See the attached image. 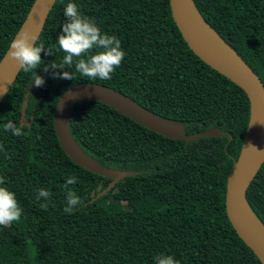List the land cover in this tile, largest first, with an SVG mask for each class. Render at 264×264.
<instances>
[{
  "label": "trees",
  "instance_id": "16d2710c",
  "mask_svg": "<svg viewBox=\"0 0 264 264\" xmlns=\"http://www.w3.org/2000/svg\"><path fill=\"white\" fill-rule=\"evenodd\" d=\"M34 0H0V59ZM75 2L103 32L121 41L126 56L111 80L75 73L54 78L45 66L65 53L57 38ZM205 21L264 85V0H194ZM37 42L46 46L37 74L20 70L0 102V176L23 210L19 221L0 226V264H155L159 254L180 264H261L239 238L225 209L229 174L238 160L250 119L245 92L198 58L173 21L169 0H56ZM47 48L52 50L48 54ZM58 71H63L59 69ZM92 82L115 89L150 111L179 122L186 135L217 129L223 134L186 142L138 124L98 100L77 101L69 129L79 148L98 165L130 171L120 180L91 172L62 149L53 126L59 97ZM28 92L26 134L19 125ZM84 203L71 214L64 184ZM44 188L50 201L38 202ZM264 227V163L246 191ZM39 203H48L41 209Z\"/></svg>",
  "mask_w": 264,
  "mask_h": 264
},
{
  "label": "water",
  "instance_id": "95a60500",
  "mask_svg": "<svg viewBox=\"0 0 264 264\" xmlns=\"http://www.w3.org/2000/svg\"><path fill=\"white\" fill-rule=\"evenodd\" d=\"M55 2L56 0H34L13 39L21 31L34 33L38 38ZM169 5L173 21L190 50L205 64L238 85L249 100V124L239 158L227 179L225 209L239 238L252 250L261 264H264V227L246 200V191L264 163V85L244 60L205 21L194 0H169ZM204 28L210 30L223 42L230 53L219 50L210 41ZM9 53L10 45L0 59V102L21 70ZM82 100H98L149 130L170 139L189 142L195 138L223 134L217 129H211L203 133L186 135L179 122L150 111L115 89L92 82L75 84L57 100L53 111L54 130L62 149L74 162L91 172L113 178L109 187L121 178L131 175L132 172L102 167L79 148L70 133L69 112L77 101ZM27 103L28 92H25L21 102L19 125L31 124V120L27 119ZM256 128L259 129V140L254 148L243 154L248 133ZM247 212L253 216L259 228L248 221Z\"/></svg>",
  "mask_w": 264,
  "mask_h": 264
},
{
  "label": "clouds",
  "instance_id": "9594fccd",
  "mask_svg": "<svg viewBox=\"0 0 264 264\" xmlns=\"http://www.w3.org/2000/svg\"><path fill=\"white\" fill-rule=\"evenodd\" d=\"M67 18L62 25V31L58 35L57 43L59 49L65 55L59 63L53 61L45 66V71L49 68L53 71L54 78L74 79L75 73H79L88 80H111L112 74L121 65L126 56L125 50L121 46V41L115 35L103 32L95 20L82 14L75 2L67 3L64 9ZM38 38L34 33L21 31L10 43V57L19 68L25 73H32L33 80L37 87L45 84L44 77L37 74V68L43 64L41 53L45 51V44L37 42ZM48 54L52 50L47 48ZM74 66L75 73L67 69ZM63 69V71H58ZM27 124L21 123L17 126L15 122L9 120L4 124L5 131H11L15 136L26 134L24 128ZM3 146L0 145V150ZM76 176L69 177L64 184L66 192V206L63 211L67 214L75 212L78 206L84 203L83 199L72 189L77 181ZM51 193L40 188L37 192L36 200L41 198L50 201ZM48 203H39L41 209H47ZM23 210L17 200L15 192L10 190L5 184V177L0 176V226L8 227L13 222L19 221ZM155 264H180L172 255L159 254L154 257Z\"/></svg>",
  "mask_w": 264,
  "mask_h": 264
},
{
  "label": "bare ground",
  "instance_id": "6f19581e",
  "mask_svg": "<svg viewBox=\"0 0 264 264\" xmlns=\"http://www.w3.org/2000/svg\"><path fill=\"white\" fill-rule=\"evenodd\" d=\"M205 33L206 35L208 36V38L210 39V41L216 45V47L225 52V53H230V50L228 49V47L223 43L221 42L215 35H213V33L208 30V29H205ZM259 137H260V134H259V129H251L250 132L248 133V136L246 138V142H245V147H244V152L243 154H245L247 151L251 150L252 148L255 147L257 141L259 140ZM246 217L248 219V221L254 226V227H258L259 228V225L257 224V222L255 221V219L253 218V216L247 212L246 213Z\"/></svg>",
  "mask_w": 264,
  "mask_h": 264
}]
</instances>
